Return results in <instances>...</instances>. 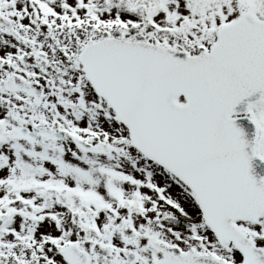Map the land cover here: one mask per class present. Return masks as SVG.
Returning a JSON list of instances; mask_svg holds the SVG:
<instances>
[{"label": "snow or ice", "instance_id": "6c2138e0", "mask_svg": "<svg viewBox=\"0 0 264 264\" xmlns=\"http://www.w3.org/2000/svg\"><path fill=\"white\" fill-rule=\"evenodd\" d=\"M260 168L264 0H0V264H264Z\"/></svg>", "mask_w": 264, "mask_h": 264}, {"label": "water", "instance_id": "95a60500", "mask_svg": "<svg viewBox=\"0 0 264 264\" xmlns=\"http://www.w3.org/2000/svg\"><path fill=\"white\" fill-rule=\"evenodd\" d=\"M245 126H246V127H249V129H250V126H248V125L246 124V122H245ZM257 171H258V173H259L260 175H264V168L257 169Z\"/></svg>", "mask_w": 264, "mask_h": 264}]
</instances>
